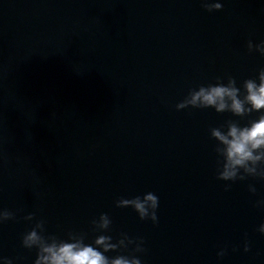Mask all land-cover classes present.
<instances>
[{
  "label": "water",
  "instance_id": "obj_1",
  "mask_svg": "<svg viewBox=\"0 0 264 264\" xmlns=\"http://www.w3.org/2000/svg\"><path fill=\"white\" fill-rule=\"evenodd\" d=\"M219 2L0 0V208L16 215L0 225V256L33 264L35 249L20 246L30 213L45 235L85 243L107 213L113 242L143 239L142 264H264V209L253 206L264 181L225 191L216 179L209 129L237 118L175 110L189 90L228 76L239 86L264 68L246 48L264 40V0ZM148 192L155 225L115 207Z\"/></svg>",
  "mask_w": 264,
  "mask_h": 264
},
{
  "label": "clouds",
  "instance_id": "obj_2",
  "mask_svg": "<svg viewBox=\"0 0 264 264\" xmlns=\"http://www.w3.org/2000/svg\"><path fill=\"white\" fill-rule=\"evenodd\" d=\"M206 12L221 11L223 5L219 0H201ZM247 52L264 56V40L254 44L251 40L246 45ZM186 108L213 109L217 114L229 113L237 119L224 121L219 127L209 129L210 139L215 141L214 152L217 157L216 179L227 182L225 191L231 183L253 178L264 181V68L255 77L245 79L239 86L235 78L228 76L226 83L218 80L215 84L200 86L189 90L182 101L175 105V110ZM260 113L255 119H248L243 125L240 121ZM250 195H256L254 185H248ZM159 199L157 195L148 192L131 199L119 198L115 201L117 208H131L140 221L157 223L156 210ZM254 207L264 209V199L255 201ZM14 212L0 208V225L15 220ZM24 221L34 224L26 231L20 240L23 249L36 251L33 264H142L140 254L145 252L142 238H130L121 233L113 242V237L107 235L111 229V219L107 213H101L90 222L91 230L97 235L91 243H85L86 234L68 232L65 239L55 234L45 235L44 219H37L35 213L23 217ZM256 231L264 236V222ZM129 249L131 251H129ZM236 249L234 248L233 251ZM250 250L245 239L243 251ZM121 252H128L121 255ZM107 253H117L108 256ZM226 254L225 249L217 252V258ZM2 264H13L9 258L0 256Z\"/></svg>",
  "mask_w": 264,
  "mask_h": 264
}]
</instances>
